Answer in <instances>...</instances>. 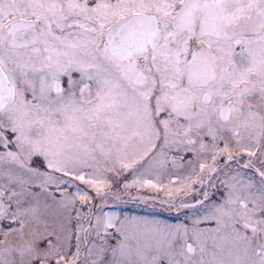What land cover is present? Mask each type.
<instances>
[{
  "label": "snow or ice",
  "instance_id": "obj_1",
  "mask_svg": "<svg viewBox=\"0 0 264 264\" xmlns=\"http://www.w3.org/2000/svg\"><path fill=\"white\" fill-rule=\"evenodd\" d=\"M0 264H264V0H0Z\"/></svg>",
  "mask_w": 264,
  "mask_h": 264
}]
</instances>
